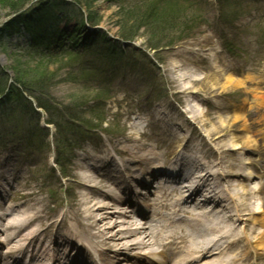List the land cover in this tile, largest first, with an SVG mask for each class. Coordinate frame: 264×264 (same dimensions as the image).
I'll use <instances>...</instances> for the list:
<instances>
[{"label": "rangeland", "instance_id": "obj_1", "mask_svg": "<svg viewBox=\"0 0 264 264\" xmlns=\"http://www.w3.org/2000/svg\"><path fill=\"white\" fill-rule=\"evenodd\" d=\"M10 3L11 0H4L0 2V16L5 12L4 10H1V8L5 5H9ZM84 6L86 7V4H84ZM155 9L156 8L153 6H146L141 9L142 11L139 14L128 16L125 9L116 8L107 0H96L92 11L101 17V26L111 35H117V29H119V23L121 20L128 19V23L131 26H134L138 20L143 28L141 30L137 29L134 31L138 34L136 41L139 46L142 45L147 48V40H154L156 36H159L160 38L163 37L162 44H171V41H174L175 37L174 28L185 23V21L180 18L178 11V14L173 16L175 18L174 23H172L174 28H171V25H167L164 30L160 31L161 28H158L159 25L157 17L163 14L166 15L168 11L157 13ZM144 13H148L149 15H145L144 17ZM180 13H182V15H187L188 17V13L185 10H181ZM170 17L172 16H168L167 18ZM218 19L219 11L216 9L211 15V21L217 25ZM167 23H169V21H167ZM248 24L249 23L245 21L244 18L240 24L238 23L236 26H232L233 28H231V26L226 27L225 32L222 35L223 39L220 38L218 32L214 28H209L210 26L206 25L202 27L201 31L198 32L195 37L193 36L187 41L180 42L174 48H165L160 52V54H163L166 57L164 60L166 66H163L161 70L166 83H168L170 90L174 94L168 97L166 102L161 105V107L181 106L187 108H201L206 114L204 116L199 114L197 115V111L194 110V115L197 117L196 120L203 126L204 131L210 135L211 139L221 136L220 143L230 142L232 137L235 135L245 138L249 133L248 129L244 127L246 125V121L244 119L241 123H235L232 128H226L222 125L225 124L224 122L226 121L232 122L233 120L232 114L230 115L227 112L226 107L228 104L237 103L240 105L242 102L245 103L244 100H246V94L243 88L246 86V83L250 91L256 90V92H258L256 93L257 95H260L261 97L264 96V55H260L256 62H254L255 60L252 61V54H250L251 49L248 47H253L255 42L251 34L252 31L246 29V27L249 26ZM151 25L152 27L149 29ZM233 38L238 41V45H240L241 48L239 50L235 48V51L230 52L225 46V40L228 41L229 39V42L234 41ZM157 41L160 42L161 40ZM0 57L4 61L5 65L14 64L12 61H14L15 57L13 56L12 60H8V54L2 50H0ZM211 59H217V66H215V70H218L216 71L218 73L214 72L210 63ZM23 61H25V63L28 62L23 66V68L29 70L31 73H38L39 70L44 69L38 68L37 64L33 62L26 60ZM16 65L18 66L17 63ZM228 66L232 68V71L228 69ZM49 70H51V75L53 72V75L50 79L45 80L44 87L51 88L52 86L53 95L55 99L60 102L58 104L59 110L63 111L65 103L70 104L71 102H74V105H79L84 101V99H82L84 97L83 92L79 90V86H76L68 71H61V68L54 64L50 65ZM221 70H225L226 74L233 73L234 79H238L243 76L251 77V75L254 76V78L252 81H249L246 78L244 86L242 87L224 88V86H227V84L224 83V78L227 77V75L220 74L219 72H222ZM215 77H217V79ZM122 97H124V95L118 96L115 100V105L120 107H108L109 109H112V115H116L120 120L119 128L126 129L127 133L132 130V135L135 134L138 137L143 134L142 141L151 142L153 139H149L144 136V125L142 130L138 129L137 126L135 127V118H138L141 114L135 110L130 111L127 106L131 105V99L123 101ZM170 103L173 104L170 105ZM141 105L143 106V104ZM86 109L88 111V108ZM259 112L260 114H258V110H250L248 107L246 111L239 113H244L248 117V120H258L262 116L264 110H259ZM49 115L50 113L48 112L45 113L44 116L49 117ZM176 119L178 118L176 117ZM176 119L171 120L176 121ZM110 120L113 121L114 116H111ZM140 120L144 121V118L142 117ZM258 127L259 126H251V130L254 128L257 129ZM54 129L55 128L53 127L52 131H54ZM145 130L147 133H151L153 131L149 127ZM126 137H128V135H114L110 137V143L118 147L121 144V141ZM108 138L109 137H107V139ZM107 139H104L101 136H95L92 133V138L89 139L90 144L86 142L85 148L91 146L94 150H102L106 146V143L104 142ZM205 141L207 142L206 139ZM260 152H262L260 155L250 152V154H248L249 158L254 161V165L256 164L257 168H261V166L264 165V149L260 150ZM31 153L35 158L32 163L40 166H45L47 160L49 159L48 156L53 154V152L49 153V150L46 149H37ZM232 154L233 153L230 152L227 155L229 157ZM84 155L85 153L83 152L81 156ZM41 157L45 160V163ZM79 162L81 163L80 165H82L85 160L82 162V160L79 159ZM2 164L5 165V171L2 173V177H6L5 180L8 179L10 181V176H14V182L18 185L17 188L8 191L5 195L6 206H10V204L18 206L19 204L21 205L20 208L14 212L12 219L23 217L27 209V211H34L28 212V214L30 213L32 216L41 215L43 218L50 215L53 217L56 213H62V207L65 206L71 210H75L78 205L82 206L84 211L87 208L93 210V212L96 210V208L86 202L87 198L85 196V190L80 185V182H82V175L84 173H88L85 168H83L84 171H82V168H76V164H74L73 170H70L72 175L71 179L69 178V180L66 181L67 184H65L68 188L71 186L69 189V195L71 197L69 198L66 194H64V197H66L64 202L57 204V206L55 205L56 208H52V205H50L51 197L48 187L44 185L43 178L34 168H28L29 162L25 158L17 156L12 152L0 151V168ZM7 168L11 175L7 173ZM233 180H239V178L235 177ZM75 190L76 193L74 194L73 191ZM262 195L264 196V189L262 191ZM24 197L27 198L23 200ZM83 198L85 199L84 202L82 201ZM250 199L248 201H250ZM255 200L254 204H251V206H254L255 204L259 205L260 198ZM53 209L55 212H50ZM249 212H254V210L250 208ZM94 213L97 214L96 212ZM28 214H26V216ZM97 215L100 216V214ZM102 216L106 215L103 214ZM92 219H90L89 222L92 223ZM102 221L105 224V218H103ZM7 223V221H3V224Z\"/></svg>", "mask_w": 264, "mask_h": 264}, {"label": "bare ground", "instance_id": "obj_2", "mask_svg": "<svg viewBox=\"0 0 264 264\" xmlns=\"http://www.w3.org/2000/svg\"><path fill=\"white\" fill-rule=\"evenodd\" d=\"M217 77H215V78L217 79ZM218 79H219V77H218ZM224 79H225L224 83L227 84V86H224V88L225 87H242V86H244V82L241 79H239V78L238 79H234V77L231 76V75H228ZM245 89H246V92L249 93V90L247 88H245ZM254 99H255L254 102L258 103L259 97H257L256 94L254 95ZM196 111H197V114H199L201 116H204L206 114L204 112V110H202V109H199V110H196ZM243 119L245 120V116L243 114L236 113V114L233 115L232 122H227L226 120H224L226 122H224L225 124H222V125L224 127H226V128H232L233 125L236 122L242 121ZM244 127L246 128L247 124ZM133 140H134V143L130 142V144H133L134 146L131 147V148H129V146H128V148L125 149V151L131 156L132 159L144 161L145 164H147L148 162H151L153 164V168H159L160 165H162V162L164 161L163 157L161 155H158L157 152L152 147H149L148 144H146V143L140 142L137 138H134ZM249 143L250 144H253V143L255 144V138L253 137L252 134L250 135L248 133V135H246L245 138L235 135V136L232 137V140H230V142H225V143L219 145V147L221 149L220 154L222 155L225 152L238 151L239 148L244 149L245 145L246 144L248 145ZM101 158L102 157H100L98 159L97 164L95 166L99 165L103 169L104 163L108 164L110 162V160L108 158L104 159V160L101 159ZM187 159H191L190 156H186L185 160H183V161L178 159V162H177L176 166L177 167H182L184 165V163H188ZM172 161H174V159ZM234 165H235V163L231 162L229 164V169H233ZM127 170L130 172L131 175L126 173L125 170L124 171L123 170L120 171L121 175H126L127 174L129 176H132L133 172L131 170H129V169H127ZM160 172H162V169H161ZM196 172H198V171H196ZM120 173H117V174H115L113 176H109V179L114 182L116 177H120ZM200 173L203 174V177L201 179H197V180L201 181L203 183H205L204 181H206L207 178H209L211 180L220 179V173L218 172L217 175H215L216 172L212 171V167L209 164L203 165V170L200 171ZM86 178H88V175L84 176V180H87ZM89 180L93 181L96 185H99V186H102V187L109 186V182L105 178H96V177L90 178L89 177L88 181ZM183 187L186 188V190H185L186 192H189L190 189H187V187H188L187 185H185ZM168 189H169V187L161 186L159 191L161 193H166V192H168ZM235 190H236L237 196H241L242 194H244V195L245 194H249V192L251 191L250 188L246 184H240L237 188H235ZM176 191L177 190H175V192ZM194 191L198 195L201 194V193H198L196 190H194ZM120 192L123 193V191H120ZM178 192H181V190H179ZM90 193H91L90 191L87 192V194H90ZM171 194L172 193L170 192V195ZM205 194H207V193H205ZM236 194H235V197H236ZM244 198L247 199V202L243 201L241 203V205H243V209H244L245 215L248 216L249 214H253V216H251L252 219L250 217L249 218L246 217L245 220L247 222H251L252 226L254 227L253 231H255V229L257 227H259L261 225L264 226V206H260V208L256 211V208H257L256 205L251 206V204L253 205L254 202H252V201L249 202L247 197H244ZM262 200H264V199L262 198ZM201 201L204 202L203 200H201ZM88 202L93 207H96L97 204L100 205L99 208L104 206V204H101L103 202L100 201V200H96L93 195L88 197ZM249 207L251 209H255V211L254 212H249V210H250ZM258 213L262 215V218L259 216ZM26 214L23 217L11 220L10 223H14V225L12 224V226H15L16 228L22 226L27 220H29V215H31V214H28L26 216ZM189 226L193 227L194 229H198L201 226H203L207 230H212V231H219L220 230L219 228H216V227H209L201 218H199L196 223L189 224ZM171 232H172V230H171ZM119 237L120 238L126 237V233L124 231H121L120 234H119ZM199 237H200V235H199ZM199 237L197 235H195V237H193V238L189 237V241H192V244L188 246V252L189 253L201 252V254H202V253L206 252L204 249L199 248V247L196 246V245H199L201 243L200 242L201 240L199 239ZM176 241H178V242H176L177 244L179 243V245H177V246L181 247V246H183V243L187 241V238H184V240L178 239ZM171 243L173 244L174 242H171ZM252 244H253V248L264 250V230L260 231L259 233H257V236H256L255 240H253ZM133 245L142 246L143 242H135L134 241L131 246H133ZM205 248H208V247H205ZM183 258H186V255H182V256H177L176 257L178 262L181 259H183ZM186 259H188V257ZM234 261H235V259H233L232 257H230L229 259L225 260L226 264H232ZM203 264H210V263L208 262V263H203Z\"/></svg>", "mask_w": 264, "mask_h": 264}, {"label": "trees", "instance_id": "obj_3", "mask_svg": "<svg viewBox=\"0 0 264 264\" xmlns=\"http://www.w3.org/2000/svg\"><path fill=\"white\" fill-rule=\"evenodd\" d=\"M4 0H0V2H2ZM29 0H11V3L9 5H5L1 8V10L4 9H9L10 11L12 10H17L20 7H22L23 5H25ZM7 2V1H5ZM91 1H89L88 3L91 5L90 3ZM142 10H129L128 16H132V15H136L139 14ZM145 15H149L148 13H144V17ZM91 16V15H90ZM123 18V17H121ZM120 18V19H121ZM133 18V17H132ZM91 21L93 22H101V17L98 14H94V12H92V16L90 17ZM157 21H158V28H161L160 31L164 30L166 28L167 25L172 24V22H174L171 18H167L164 14L161 16L157 17ZM167 21H169V23H167ZM154 25V24H152ZM152 25L149 27V29H151ZM141 28H143V26H141V24L138 22L135 23L134 26L129 25L128 23V19L126 20H121L119 23V29L118 32L120 35H122L123 37L126 38H133L136 36V33L134 31H136L137 29L141 30ZM148 30V29H147ZM149 31V30H148ZM159 36H156L154 38V40L150 39V42L153 43L151 44L154 47H159L160 45L158 44L159 41L157 40H162ZM13 56L15 57L13 63L14 64H10L8 66L9 69L13 70L15 72V83L11 85L10 87V92L8 93L10 97L15 96V98L18 97V99H21V95H22V89H20L19 87H17V84H20L21 86L24 87L25 90L31 92L32 90H34L33 88H40L39 90H43L45 91V87H44V82L47 79H50L53 75H51V70L50 69V65L52 64H56V63H50V62H41L38 63L37 66L38 68H44L43 70H39L38 73H31L29 70H26L23 68V66L28 63L23 60H20L19 58H17V54H13ZM12 56V57H13ZM11 57V59H12ZM58 62H63L64 59H58ZM16 63L18 64V66L16 65ZM0 77L2 82H0V90H4L8 88V83H9V74L6 72V70L4 68H0ZM42 100V102H40L41 105H44L46 107H48L49 105L46 103V101H44L42 98H40ZM14 108H11V111L9 109V112L12 113L13 117H14ZM8 113L9 117L11 118L12 115ZM15 118V117H14Z\"/></svg>", "mask_w": 264, "mask_h": 264}]
</instances>
